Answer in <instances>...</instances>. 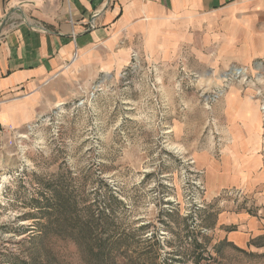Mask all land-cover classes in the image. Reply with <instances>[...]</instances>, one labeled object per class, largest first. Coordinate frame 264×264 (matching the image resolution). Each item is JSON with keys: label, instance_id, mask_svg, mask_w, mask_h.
<instances>
[{"label": "rangeland", "instance_id": "rangeland-1", "mask_svg": "<svg viewBox=\"0 0 264 264\" xmlns=\"http://www.w3.org/2000/svg\"><path fill=\"white\" fill-rule=\"evenodd\" d=\"M205 28L110 73L69 71L44 113L8 125L0 264H33L47 213L75 239L49 236L43 264L264 263L223 237L226 214L264 215V54Z\"/></svg>", "mask_w": 264, "mask_h": 264}, {"label": "crops", "instance_id": "crops-1", "mask_svg": "<svg viewBox=\"0 0 264 264\" xmlns=\"http://www.w3.org/2000/svg\"><path fill=\"white\" fill-rule=\"evenodd\" d=\"M2 22L0 123L13 128L44 113L58 77L88 68L110 73L142 47L162 55L191 39V28L206 27L209 40L211 26L231 50L264 54V0H0ZM223 222L233 227L225 228L226 241L264 254L249 249L264 237V215L226 214Z\"/></svg>", "mask_w": 264, "mask_h": 264}, {"label": "trees", "instance_id": "trees-1", "mask_svg": "<svg viewBox=\"0 0 264 264\" xmlns=\"http://www.w3.org/2000/svg\"><path fill=\"white\" fill-rule=\"evenodd\" d=\"M47 215L48 217L46 215H43L45 217L44 222L37 224L39 230H35V227H33V229H30L34 231L30 233L31 236L29 237V241H31V243L36 244V247L29 258V262H32L33 264H43L42 261L39 262L40 259L39 256L41 255L45 258H49L51 254V249L47 248L44 242L45 240L48 239L49 236L61 237V238L68 236L72 240L75 239V234H73V232L71 231L67 232L64 229L62 230L58 225L54 226L53 220L56 221L55 218H51L50 213H47ZM100 215L101 217L104 216L102 213ZM37 247H39V249H37Z\"/></svg>", "mask_w": 264, "mask_h": 264}, {"label": "built area", "instance_id": "built-area-1", "mask_svg": "<svg viewBox=\"0 0 264 264\" xmlns=\"http://www.w3.org/2000/svg\"><path fill=\"white\" fill-rule=\"evenodd\" d=\"M67 14H68V21L72 23L73 18H72V12H71V9H70L69 5L67 6ZM8 127H9L8 125L0 123V149L3 146L2 137L4 135H6L8 133V131H9Z\"/></svg>", "mask_w": 264, "mask_h": 264}, {"label": "bare ground", "instance_id": "bare-ground-1", "mask_svg": "<svg viewBox=\"0 0 264 264\" xmlns=\"http://www.w3.org/2000/svg\"><path fill=\"white\" fill-rule=\"evenodd\" d=\"M239 74H245L244 73V70L243 69H241V68H232L230 71H229V73H225L223 76H228V75H233V76H237V75H239Z\"/></svg>", "mask_w": 264, "mask_h": 264}, {"label": "water", "instance_id": "water-1", "mask_svg": "<svg viewBox=\"0 0 264 264\" xmlns=\"http://www.w3.org/2000/svg\"><path fill=\"white\" fill-rule=\"evenodd\" d=\"M4 25V22H2L1 24H0V29H1V27Z\"/></svg>", "mask_w": 264, "mask_h": 264}]
</instances>
